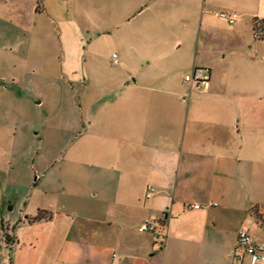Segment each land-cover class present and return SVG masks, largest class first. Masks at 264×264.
I'll return each instance as SVG.
<instances>
[{"label": "crops", "instance_id": "1", "mask_svg": "<svg viewBox=\"0 0 264 264\" xmlns=\"http://www.w3.org/2000/svg\"><path fill=\"white\" fill-rule=\"evenodd\" d=\"M39 2L0 0V45L9 33H55L61 56L47 79L83 103L75 118L89 159L79 175L48 177L61 171L54 161L26 182L11 160L21 145L0 144V171L24 191L0 216V264H157L156 236L139 230L146 218L172 230L159 264H170L169 244L171 264H236L242 230H226L247 213L259 225L254 208L264 210V0ZM196 67L211 69L208 86L185 82ZM27 80L0 71V90ZM20 114L7 110L3 126Z\"/></svg>", "mask_w": 264, "mask_h": 264}, {"label": "rangeland", "instance_id": "2", "mask_svg": "<svg viewBox=\"0 0 264 264\" xmlns=\"http://www.w3.org/2000/svg\"><path fill=\"white\" fill-rule=\"evenodd\" d=\"M42 2L43 0L40 5ZM20 13L27 17V12L24 10H20ZM9 35L8 48L0 45V71L5 73L14 71L15 74L19 73L27 77L28 80L27 85L21 89L13 87L12 90L15 94L18 92L16 90H19L22 95L19 105L14 107L12 103H8L6 97L13 93L12 90L7 93L0 90V94H3L6 99L3 103L5 113H0V144L5 147L8 142L13 144V141H16L21 145L22 148L14 150L11 160L15 163L13 165L16 172H20L27 179L26 182L40 174L47 164H52L54 161H58L61 171L57 172L56 167L53 168V171L50 169L47 172L48 177H50V173L53 175L55 173L81 174V171H76L75 167L83 165L82 162L89 159L85 156L87 152L85 147L90 144V141L83 139V135L80 134L82 129L77 128V119L75 118V115L81 114L79 106L83 103L75 101L70 86L67 84L47 79L56 72V64L61 56L55 33L28 35L9 33ZM6 78L10 79L8 76ZM3 83L7 84L8 81L4 80ZM38 100L41 102L37 103ZM7 110L11 114L21 113L16 125L8 129L3 126L1 121V116L6 115ZM96 152L104 154V151L101 150ZM32 155L36 159V166L32 165ZM0 160L4 166L8 158L0 153ZM40 164H42V168H40ZM35 169L38 173L35 172ZM9 176L8 172L0 171V216L1 213L9 215V208L13 205L9 201L16 202L17 196L20 197L24 193L22 188L13 187L9 181L12 177L9 178ZM197 202L200 200L198 199ZM254 213L259 225L256 224L255 215L247 213L242 223L227 229L226 232L231 236L235 235L236 230H249L258 241L264 242V210L260 212V209L256 207ZM171 233V229L169 232L165 230V235ZM155 240L157 243L152 252L155 253V261L159 264L160 257L157 254L163 241ZM174 253L175 250L173 251L169 244L167 263L171 264L174 261Z\"/></svg>", "mask_w": 264, "mask_h": 264}, {"label": "built area", "instance_id": "3", "mask_svg": "<svg viewBox=\"0 0 264 264\" xmlns=\"http://www.w3.org/2000/svg\"><path fill=\"white\" fill-rule=\"evenodd\" d=\"M220 16L226 19L229 23H234L237 18V13L221 12ZM259 35L260 29L256 30ZM113 63H118L117 54H113ZM212 72L208 67H196L191 73L185 76V82L197 87L208 86ZM155 192V187H148L146 197H150ZM194 207H199L198 204ZM140 231H150L157 239L164 240L166 223L164 218H146L139 225ZM249 257L250 264H264V244L259 243L254 236L246 230L239 231L237 244L235 248L236 264H245L244 260Z\"/></svg>", "mask_w": 264, "mask_h": 264}, {"label": "trees", "instance_id": "4", "mask_svg": "<svg viewBox=\"0 0 264 264\" xmlns=\"http://www.w3.org/2000/svg\"><path fill=\"white\" fill-rule=\"evenodd\" d=\"M42 0H40L39 3H41ZM39 6V5H38ZM43 217L42 213L40 212L37 216L33 217L32 220H38L41 219Z\"/></svg>", "mask_w": 264, "mask_h": 264}]
</instances>
